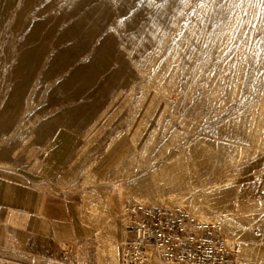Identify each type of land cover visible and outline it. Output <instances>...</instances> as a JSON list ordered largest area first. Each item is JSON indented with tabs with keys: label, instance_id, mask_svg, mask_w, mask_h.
I'll return each mask as SVG.
<instances>
[{
	"label": "rangeland",
	"instance_id": "1",
	"mask_svg": "<svg viewBox=\"0 0 264 264\" xmlns=\"http://www.w3.org/2000/svg\"><path fill=\"white\" fill-rule=\"evenodd\" d=\"M207 140L264 154V0H0V172L47 181L115 155L125 211L182 207L221 226L233 264H264L238 181H171ZM0 264L83 263L0 221Z\"/></svg>",
	"mask_w": 264,
	"mask_h": 264
},
{
	"label": "crops",
	"instance_id": "2",
	"mask_svg": "<svg viewBox=\"0 0 264 264\" xmlns=\"http://www.w3.org/2000/svg\"><path fill=\"white\" fill-rule=\"evenodd\" d=\"M117 160L111 155L84 174L73 176L67 169L47 181L0 172L1 225L25 236L32 247L72 252L74 261L83 264H115L113 249L132 238L130 217L107 182ZM199 174L202 180L212 178L226 186L238 181L234 213H254L264 234L263 153L246 160L242 147L207 140L192 154L188 167L174 173L171 181L180 184ZM216 175L221 176L214 178Z\"/></svg>",
	"mask_w": 264,
	"mask_h": 264
},
{
	"label": "built area",
	"instance_id": "3",
	"mask_svg": "<svg viewBox=\"0 0 264 264\" xmlns=\"http://www.w3.org/2000/svg\"><path fill=\"white\" fill-rule=\"evenodd\" d=\"M132 238L123 243L122 264H147L155 250L168 264H233V248L219 224L201 221L179 206L126 207Z\"/></svg>",
	"mask_w": 264,
	"mask_h": 264
}]
</instances>
